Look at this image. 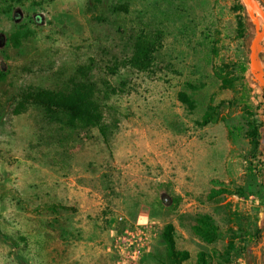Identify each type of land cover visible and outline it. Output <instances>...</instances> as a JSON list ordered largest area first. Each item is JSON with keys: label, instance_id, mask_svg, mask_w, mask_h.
Segmentation results:
<instances>
[{"label": "rangeland", "instance_id": "rangeland-1", "mask_svg": "<svg viewBox=\"0 0 264 264\" xmlns=\"http://www.w3.org/2000/svg\"><path fill=\"white\" fill-rule=\"evenodd\" d=\"M252 9L0 0V264H170L168 224L190 253L183 264H244L264 240V34ZM143 35L157 50L138 70ZM77 83L94 86L103 130L67 128L35 105L18 113L25 91ZM202 216L219 229L211 244L194 231Z\"/></svg>", "mask_w": 264, "mask_h": 264}, {"label": "trees", "instance_id": "trees-1", "mask_svg": "<svg viewBox=\"0 0 264 264\" xmlns=\"http://www.w3.org/2000/svg\"><path fill=\"white\" fill-rule=\"evenodd\" d=\"M12 4L22 5L30 0H10ZM241 30L244 29L240 23ZM10 41L18 46L21 43L19 34H15ZM158 37L150 39L143 35L135 45V51L130 61L131 66L138 70H147L151 64L157 50ZM223 88L232 87V80L222 77ZM96 92L92 84L77 83L69 91H50L43 89H30L21 94V104L18 110L20 114L27 105H35L42 108L52 121H58L67 128H98L103 130L104 114L100 104L95 99ZM180 100L190 109L195 108V103L184 93L180 95ZM215 108H210L203 118L202 125H208L216 120ZM251 145V158L256 159L259 149L262 146L258 127H253L248 131ZM195 233L207 243H213L218 236V227L213 223L211 217L202 216L194 228ZM0 237H4L0 231ZM162 238L166 244L170 258V264H183L190 259V253L177 249L175 238V227L172 224L165 226Z\"/></svg>", "mask_w": 264, "mask_h": 264}, {"label": "crops", "instance_id": "crops-1", "mask_svg": "<svg viewBox=\"0 0 264 264\" xmlns=\"http://www.w3.org/2000/svg\"><path fill=\"white\" fill-rule=\"evenodd\" d=\"M243 2L244 7L248 11L253 8L252 10H254L253 16L255 17V23L259 29L263 30L260 34L261 37V35L264 34V11L262 10V6L264 5L263 0H243ZM260 40L262 43L264 42V38L261 37ZM258 67V71L264 73V59L262 57H260V59L258 57ZM244 264H264V240L257 248L249 250Z\"/></svg>", "mask_w": 264, "mask_h": 264}]
</instances>
